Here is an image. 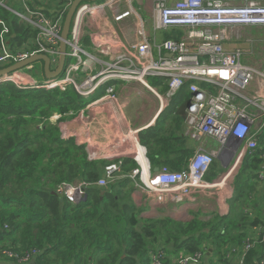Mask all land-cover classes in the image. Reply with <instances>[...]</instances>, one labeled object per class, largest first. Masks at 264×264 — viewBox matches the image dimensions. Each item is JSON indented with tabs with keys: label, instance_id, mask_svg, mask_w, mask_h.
<instances>
[{
	"label": "built area",
	"instance_id": "built-area-1",
	"mask_svg": "<svg viewBox=\"0 0 264 264\" xmlns=\"http://www.w3.org/2000/svg\"><path fill=\"white\" fill-rule=\"evenodd\" d=\"M7 1L0 0V7L10 10ZM49 1L59 5L56 11L47 13L45 9L34 6L31 0H19L23 11L13 13L22 26L28 27L32 38L17 51L8 46L6 39L2 40L0 70L35 55L49 57L51 70L57 69L64 23L77 0ZM101 2L84 1L76 9L66 41L65 66L59 77L46 78L38 84L24 70H19L0 77V84L12 83L20 89L58 90L62 93L72 89L84 99L93 97L106 86L104 93L81 111V117L97 105L118 100L115 86L109 85L115 81L136 82L151 91L148 80H161L167 87L165 96L158 94L161 113L177 92L187 88L191 95L185 108L189 135L197 142L211 138L218 142L220 149H199L183 170L174 171L163 166L154 172L146 148L137 137H132L130 143L121 139L118 148L136 163L128 178L148 198L158 203L179 205L215 188L216 184L207 181L206 177L217 157L222 156L225 161H235L231 169L235 171L241 168L246 158L260 161L259 170L255 171L256 184L264 186V71L242 64V56L248 53L225 44L228 35L237 27H264L262 0H178L172 5L168 0H159L151 17V33L132 0ZM98 15H106L100 19L111 25L122 26L133 20L137 40L125 42L118 33L113 39L93 35L89 46L92 51H89L83 43L85 29ZM1 24L5 29L0 20ZM171 30H181L182 36L166 39V33ZM159 32L163 34L161 39L157 36ZM28 69L32 70L33 66ZM42 74L45 77L44 70ZM74 115L70 113L68 116ZM61 117L56 115V121ZM51 120L54 122L53 117ZM63 138L68 139L64 134ZM88 156L89 160H99L91 152ZM116 158L105 168L96 186L107 188L124 178L119 173L125 157L117 154ZM90 186L86 183L84 189L68 187L65 190L71 201L79 203ZM245 212L251 213L252 210L247 208ZM257 244H264V212L262 223L252 227L251 235L240 248L237 264H246L247 253ZM39 254L38 250L23 255L5 253L21 264L29 263ZM150 259V264H202L204 253H181L175 259L167 258L164 253H152ZM256 264H264V258Z\"/></svg>",
	"mask_w": 264,
	"mask_h": 264
},
{
	"label": "trees",
	"instance_id": "trees-1",
	"mask_svg": "<svg viewBox=\"0 0 264 264\" xmlns=\"http://www.w3.org/2000/svg\"><path fill=\"white\" fill-rule=\"evenodd\" d=\"M13 17L17 18L0 7V18L11 28L9 38L12 43L17 40V47H23L21 37L30 31ZM174 34L171 31L166 39ZM176 34L180 36L182 31ZM7 37L1 32L0 42L9 40ZM79 99L83 98L72 89L62 93L0 84V249L20 255L32 249L40 251L27 264H150L157 244H162L164 251L172 255L208 252V256L217 257L219 264H231L229 250L241 248L252 227L263 220L264 186L262 192L257 191L255 173L260 161L246 158L242 165L248 170V181L239 190L234 183L231 201L236 214L230 225L223 227L222 222L231 211L209 222L144 220L124 190L131 179L117 180L107 188L96 186L111 161L89 160L85 145L77 144L72 137L63 138L60 124L71 119L70 113L76 115L89 104ZM54 114L62 116L56 124L51 120ZM158 126L156 122L147 135L163 138L165 143L164 135L158 136ZM159 140L156 142L161 143ZM150 141L140 137L148 158L154 162L150 153L154 143ZM123 161L128 172L136 166L130 158ZM188 163L169 168L180 171ZM216 169H220L217 160L210 171ZM77 182L91 184L85 201L76 203L54 193L61 184ZM247 208L252 212L246 213ZM8 241L10 246H4ZM263 258L264 244H257L245 259L246 264H256ZM16 260L2 256L0 264H21Z\"/></svg>",
	"mask_w": 264,
	"mask_h": 264
},
{
	"label": "crops",
	"instance_id": "crops-1",
	"mask_svg": "<svg viewBox=\"0 0 264 264\" xmlns=\"http://www.w3.org/2000/svg\"><path fill=\"white\" fill-rule=\"evenodd\" d=\"M17 1L19 2V0ZM31 1L34 6L45 9L47 13L56 11L59 6L52 4L49 0ZM158 1L159 0H132L135 9L138 5L139 8L145 10L147 19H143L146 22L149 33L153 30L151 17L154 7ZM176 1L178 0H168V3L172 5ZM262 2L264 4V0H262ZM6 4L10 9L7 11L14 15L13 11L17 10L13 7L14 3L12 0L7 1ZM123 9H125L124 5ZM105 12L109 14V11ZM101 17L107 16L98 15L97 19L90 23V27L85 29L84 45L91 46V36L93 35H102L106 39H113L114 35L118 33L121 39L125 42L137 40L134 37L135 28L133 20L128 21L122 26H118L117 24H108L106 20L104 22L100 19ZM141 17L143 16L141 15ZM0 20L3 21L1 18ZM3 23L5 24L4 21ZM5 26L6 28L4 29L3 25H0V34L1 32L6 31L5 34H7V38L9 39L7 40V44L12 47L13 43L9 38L11 35L10 28L7 27L6 24ZM262 28L264 27H247L243 29L252 33L254 32V29L261 30ZM87 39L89 40L90 45L87 44ZM227 47L235 48L228 44ZM111 84L114 85L117 90L118 100L116 102L97 105L86 111L83 117H81L80 111L72 118V121L67 122V124H60L61 131L64 135L68 138H74L79 145H85L87 147V151L93 153L97 159H108L112 162L117 159V154H121L125 158H131L130 156L124 155L123 150L118 148V141L126 139L129 142L132 140V137H137L140 142L141 136L142 139H145L146 141L151 139L150 142L154 143V145L151 146L150 151L154 162L149 159L154 172H157L161 166L169 167L172 165H186L193 155L203 147L206 150L213 151L220 149L218 142L211 138H207L201 142H197L195 139L191 138L189 130L186 126L185 110L168 111L166 108V110L161 113V101L159 100L160 98L158 97V94H162L159 92L158 88H152L153 90H151V92L154 95L150 97L145 95L146 89L141 84L136 82L126 83L122 81H115L109 85ZM105 87L106 86L102 87L97 93L100 92L103 94ZM156 122L159 125L158 128H160L158 136L161 137L164 135L166 141L165 143L162 141L163 138L157 139V136L153 137V134L147 135V128H150L151 126L155 127ZM157 140L161 143H157ZM146 151L148 152L147 149ZM216 160L220 165V169H224V172L220 175V177L213 182L216 184L214 189H217V192H212L213 190L211 192H202L195 195L193 199L187 200L183 204L172 205L170 203H158L154 199L148 198L143 191L138 190L132 180H130L131 182L124 190L129 193L130 199L133 203H135L138 209L140 218H143L144 220L157 221L172 219L176 222L184 224L190 223L194 220L209 222L215 216L226 217L230 213L229 202L233 198L235 192V178L241 168L237 169L236 172L235 170L227 171L226 166L223 164L224 162L219 160L218 157ZM232 164L235 165L234 160L229 162V165ZM130 172L131 171L128 172L122 167L119 174L124 178L121 179L128 178ZM257 189L259 192L261 189L262 192V188L260 186H258ZM261 195L262 193H260V197ZM199 216L201 217L198 218ZM249 234H251V232ZM157 245L159 247H157L155 253H164L167 257L169 256V258L175 259L181 253H184L180 252L177 255H172L167 251H164V246H162V244ZM239 250L240 248L237 246L232 247L229 250L231 255L227 256L229 257L231 264H237L239 260ZM207 253L208 252L204 253V260L202 261V264H208V262L209 264H219L216 256H208Z\"/></svg>",
	"mask_w": 264,
	"mask_h": 264
},
{
	"label": "rangeland",
	"instance_id": "rangeland-1",
	"mask_svg": "<svg viewBox=\"0 0 264 264\" xmlns=\"http://www.w3.org/2000/svg\"><path fill=\"white\" fill-rule=\"evenodd\" d=\"M100 1L103 2L104 0H100ZM12 2L14 3L13 7L17 11H19V12L23 11L20 3L17 0H12ZM136 9L143 16V18L147 19V14H146L145 10L139 8L138 5L136 6ZM13 19L18 22L17 18L13 17ZM23 27L26 28V29L28 28L27 26H23ZM23 27H21V29H23ZM252 28H255V27H252ZM256 29H260V28H256ZM256 29H254V32L249 33L248 31L242 29L241 27H237L236 29H234L231 32L230 35H228V40H227V42L225 44H228L231 47L239 48L244 53H248V54H244L242 56V59H241L242 64L250 65V66H252L254 68H257V69H260V70L264 71V28H262L261 30H256ZM10 30H11V28H10ZM21 32L22 31H19V33H21ZM168 34L169 33H166V37H167ZM5 36H7V34H5ZM157 36H158V39H161L162 36H163L162 32H159L157 34ZM179 37H181V35L179 36L175 32L174 37L169 38V39H175V38H179ZM31 38H32V36L29 34L26 37H21V40H23V42L26 43L27 41L29 42L31 40ZM249 40H251L252 42L248 43ZM16 41L17 40L13 41V45H12L13 51H17L20 48H22V47H17ZM83 43H85V40H84ZM87 44L90 45L88 39H87ZM0 47H1V44H0ZM87 49L89 51H92L89 46L87 47ZM249 52H252V53H249ZM32 66H33L32 70L24 69L23 72H25L27 75H30L32 77V79H34L38 84H42L46 80V77H44L43 74H42L43 70H44L43 62L42 61L35 62V63H33ZM148 82H149V85H150L151 88H153V87L158 88V90L162 94V96L163 95L165 96L166 91L164 90V86L162 85L163 83H162L161 80L155 79V78H150L148 80ZM101 95L102 94L99 92V93L95 94L93 97H90L89 99H84L83 98V99H79V101H81L82 103H90L93 100H95L98 97H100ZM145 95H148V96L151 97L154 94L149 89H146ZM190 98H191V95L189 94V91H188L187 88H185L183 90H180L179 92H177V94L174 96V98L169 101V104L167 106L168 111L185 110L186 105L190 101ZM56 115H58V114H54L53 115V119H54L55 124H56V122L59 121V120L56 121ZM72 118H73V116L71 117V119H68L67 121H65V122H63L61 124H67V122L72 121ZM218 158H221V160L224 162L223 164L226 166L227 171L231 170L233 164L229 165V162L232 161V160L225 161L222 156H219ZM223 172H224L223 168L222 169H216L215 171L212 170L207 175L206 180L213 183L220 177V175ZM238 174H239V172L237 173V175ZM247 181H248V170L246 168V165H244V166L241 167L239 178L235 182V186L237 187V190L241 189L242 187H245V184L247 183ZM84 184H86V183L77 182L74 185L64 184L63 186L61 184V185L58 186L57 189H55L54 193L60 194L62 196H65L68 199L69 196H68V193H66V190H67L66 188H68V187H75V188L80 187V188L84 189L85 188ZM86 191L87 190H85V193H84L85 195H86ZM212 192H217V189H213ZM229 205H230L231 215L223 220V222H222V226L223 227H225V225H230L231 222L235 220V214H236L235 203H233V201H230ZM200 217L201 216H199L198 218H200ZM209 220H211V219H209ZM206 221H208V220H206ZM4 246H10V242L8 241V243L6 245H4ZM33 250H37V249H32L30 251H33ZM30 251H27V252H30ZM27 252H25V253H27ZM5 253L10 255V254H12V250L11 249H0V258H2V256H6ZM25 253H23V254H25ZM167 258H169V256ZM10 259H12V258H10ZM169 259H173V258H169ZM11 263H13V262H10V264Z\"/></svg>",
	"mask_w": 264,
	"mask_h": 264
},
{
	"label": "water",
	"instance_id": "water-1",
	"mask_svg": "<svg viewBox=\"0 0 264 264\" xmlns=\"http://www.w3.org/2000/svg\"><path fill=\"white\" fill-rule=\"evenodd\" d=\"M84 1H96V0H77L70 8L65 23H64V27H63V33H62V43H61V55H60V59H59V65L57 67L56 70L52 71L51 70V60L49 59V57L45 56V55H35L33 57H30L29 59L16 63L14 65H11L3 70H0V77L5 76V75H9L11 73H14L16 71L19 70H24V69H28L29 67H31L33 65V63L38 62V61H42L44 64V73H45V77L47 79H54L59 77L64 70V66H65V59H66V52H67V44L66 41L69 38L70 35V31H71V26H72V22H73V18L76 12V9L78 8L79 4L81 2ZM219 160H221V158H219ZM87 199V194L83 195V197L81 198V201H85ZM211 253V252H210ZM209 253V254H210Z\"/></svg>",
	"mask_w": 264,
	"mask_h": 264
},
{
	"label": "flooded vegetation",
	"instance_id": "flooded-vegetation-1",
	"mask_svg": "<svg viewBox=\"0 0 264 264\" xmlns=\"http://www.w3.org/2000/svg\"><path fill=\"white\" fill-rule=\"evenodd\" d=\"M177 31V30H176ZM181 36H182V34H181Z\"/></svg>",
	"mask_w": 264,
	"mask_h": 264
},
{
	"label": "bare ground",
	"instance_id": "bare-ground-1",
	"mask_svg": "<svg viewBox=\"0 0 264 264\" xmlns=\"http://www.w3.org/2000/svg\"><path fill=\"white\" fill-rule=\"evenodd\" d=\"M226 181V180H225Z\"/></svg>",
	"mask_w": 264,
	"mask_h": 264
}]
</instances>
